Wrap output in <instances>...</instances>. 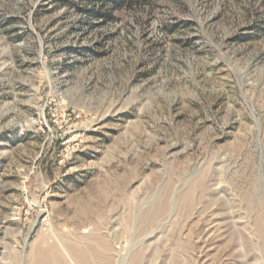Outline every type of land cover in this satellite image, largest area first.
<instances>
[{
  "label": "rangeland",
  "instance_id": "1",
  "mask_svg": "<svg viewBox=\"0 0 264 264\" xmlns=\"http://www.w3.org/2000/svg\"><path fill=\"white\" fill-rule=\"evenodd\" d=\"M0 0V264H264V0Z\"/></svg>",
  "mask_w": 264,
  "mask_h": 264
},
{
  "label": "trees",
  "instance_id": "2",
  "mask_svg": "<svg viewBox=\"0 0 264 264\" xmlns=\"http://www.w3.org/2000/svg\"><path fill=\"white\" fill-rule=\"evenodd\" d=\"M87 2H103L106 3L105 0H86ZM139 0H109V5L111 4L114 9H120L124 5H133Z\"/></svg>",
  "mask_w": 264,
  "mask_h": 264
}]
</instances>
